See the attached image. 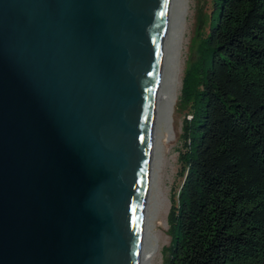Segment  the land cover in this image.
I'll use <instances>...</instances> for the list:
<instances>
[{
    "label": "water",
    "instance_id": "water-1",
    "mask_svg": "<svg viewBox=\"0 0 264 264\" xmlns=\"http://www.w3.org/2000/svg\"><path fill=\"white\" fill-rule=\"evenodd\" d=\"M179 0H0V264H145Z\"/></svg>",
    "mask_w": 264,
    "mask_h": 264
},
{
    "label": "trees",
    "instance_id": "trees-1",
    "mask_svg": "<svg viewBox=\"0 0 264 264\" xmlns=\"http://www.w3.org/2000/svg\"><path fill=\"white\" fill-rule=\"evenodd\" d=\"M212 3L163 264H264V0Z\"/></svg>",
    "mask_w": 264,
    "mask_h": 264
},
{
    "label": "bare ground",
    "instance_id": "bare-ground-1",
    "mask_svg": "<svg viewBox=\"0 0 264 264\" xmlns=\"http://www.w3.org/2000/svg\"><path fill=\"white\" fill-rule=\"evenodd\" d=\"M189 11L190 0H179L176 33L170 55L164 115L155 145L153 188L145 264H161L162 231L166 229V213L168 208V197L166 190L162 188L161 174L166 162L165 149L175 137L173 114L174 105L181 88L183 48H185L184 41Z\"/></svg>",
    "mask_w": 264,
    "mask_h": 264
},
{
    "label": "rangeland",
    "instance_id": "rangeland-1",
    "mask_svg": "<svg viewBox=\"0 0 264 264\" xmlns=\"http://www.w3.org/2000/svg\"><path fill=\"white\" fill-rule=\"evenodd\" d=\"M212 0H190V11L187 18V29L183 48V72L181 75V88L177 101L174 105L173 122L175 129L174 140L165 149L166 162L164 163L162 170V185L166 190L168 197V208L166 213V229L162 231L161 243V264H163V250L171 244L172 236L168 231V216L172 202H176L177 194L180 190L183 180V164L180 159L181 140L183 137L182 126L185 118H188L189 109L188 105L183 104L182 90L183 81L189 84L191 88L197 83L198 74H196V81L193 79L196 69L199 66L198 61H201L202 46L201 41L207 35L209 25L211 24V18L214 10L212 7ZM188 88V85H187ZM186 88V89H187ZM159 226V224H157Z\"/></svg>",
    "mask_w": 264,
    "mask_h": 264
}]
</instances>
